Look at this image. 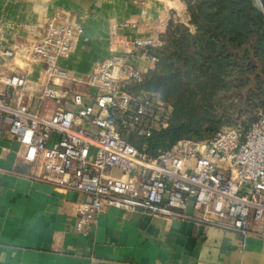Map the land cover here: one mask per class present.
Returning a JSON list of instances; mask_svg holds the SVG:
<instances>
[{
  "label": "built area",
  "instance_id": "built-area-1",
  "mask_svg": "<svg viewBox=\"0 0 264 264\" xmlns=\"http://www.w3.org/2000/svg\"><path fill=\"white\" fill-rule=\"evenodd\" d=\"M123 27L138 30L135 23ZM81 39L80 24L53 17L26 51L42 63L35 110L23 102L12 106L0 90V125L24 147L25 162L36 167L34 177L85 196L77 206L75 230L86 234L104 208L158 216L192 209L206 227L234 232L242 244L251 235L264 240V110L247 130L224 127L212 138L180 140L150 156L131 139L165 128L170 105L158 94L126 91L145 75L127 57L107 58L83 77L61 68L59 62L72 56ZM158 41L138 33L111 44L155 63L149 50ZM0 85L18 92L27 81L13 75L0 77ZM45 101L54 105L48 118L40 113Z\"/></svg>",
  "mask_w": 264,
  "mask_h": 264
},
{
  "label": "crops",
  "instance_id": "crops-1",
  "mask_svg": "<svg viewBox=\"0 0 264 264\" xmlns=\"http://www.w3.org/2000/svg\"><path fill=\"white\" fill-rule=\"evenodd\" d=\"M53 17L82 28L85 41L59 62L75 77L89 75L112 56L127 57L144 73L153 70L155 63L141 53L129 56L111 41H131L138 33L159 39L170 22L188 20L181 0H0V54L13 53L0 56V77L27 81L18 92L0 85L12 106L23 102L35 110L42 63L26 51ZM124 23H135L138 30ZM53 109L45 101L40 113L48 118ZM24 152L0 125V264H264V240L251 235L242 244L234 232L206 227L192 209L158 216L104 208L81 234L74 223L85 196L34 177L36 167L25 162Z\"/></svg>",
  "mask_w": 264,
  "mask_h": 264
},
{
  "label": "trees",
  "instance_id": "trees-1",
  "mask_svg": "<svg viewBox=\"0 0 264 264\" xmlns=\"http://www.w3.org/2000/svg\"><path fill=\"white\" fill-rule=\"evenodd\" d=\"M182 2L192 30L170 22L160 45L149 50L154 69L126 87L130 94H158L171 107L165 128L131 139L150 156L180 140L212 138L223 127L247 130L264 110V21L253 0ZM227 94L235 96L230 109L217 101Z\"/></svg>",
  "mask_w": 264,
  "mask_h": 264
},
{
  "label": "rangeland",
  "instance_id": "rangeland-1",
  "mask_svg": "<svg viewBox=\"0 0 264 264\" xmlns=\"http://www.w3.org/2000/svg\"><path fill=\"white\" fill-rule=\"evenodd\" d=\"M183 22H185V20H183ZM177 23H179V22L177 21ZM181 24L187 25L190 28V30H192V27L188 24V20L185 23H181ZM233 100H235V96L230 97L228 94L225 95V96H219V97H217V101L219 102V105L224 106L225 109H228V108L230 109L232 107V104L234 105V102L235 101H233ZM241 117L243 118L242 120H244V118H246L247 116L246 115H243Z\"/></svg>",
  "mask_w": 264,
  "mask_h": 264
},
{
  "label": "water",
  "instance_id": "water-1",
  "mask_svg": "<svg viewBox=\"0 0 264 264\" xmlns=\"http://www.w3.org/2000/svg\"><path fill=\"white\" fill-rule=\"evenodd\" d=\"M253 5L262 21H264V0H253Z\"/></svg>",
  "mask_w": 264,
  "mask_h": 264
}]
</instances>
